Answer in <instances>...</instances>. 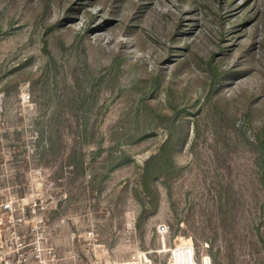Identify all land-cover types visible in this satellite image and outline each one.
I'll return each mask as SVG.
<instances>
[{
    "label": "rangeland",
    "instance_id": "obj_1",
    "mask_svg": "<svg viewBox=\"0 0 264 264\" xmlns=\"http://www.w3.org/2000/svg\"><path fill=\"white\" fill-rule=\"evenodd\" d=\"M0 200L56 264H264V0H0Z\"/></svg>",
    "mask_w": 264,
    "mask_h": 264
},
{
    "label": "built area",
    "instance_id": "obj_2",
    "mask_svg": "<svg viewBox=\"0 0 264 264\" xmlns=\"http://www.w3.org/2000/svg\"><path fill=\"white\" fill-rule=\"evenodd\" d=\"M14 204L11 200H0V264H56V249L40 230L41 221L32 223L35 234L29 243L25 242L23 238L26 235L20 231L19 227L22 225L23 217L28 211L35 213V207L27 204L15 206ZM156 229L159 233L166 232L167 225L160 223ZM190 247L189 245L184 247L185 258L177 260L176 264H197L194 260V252L192 253L193 262L186 255Z\"/></svg>",
    "mask_w": 264,
    "mask_h": 264
},
{
    "label": "bare ground",
    "instance_id": "obj_3",
    "mask_svg": "<svg viewBox=\"0 0 264 264\" xmlns=\"http://www.w3.org/2000/svg\"><path fill=\"white\" fill-rule=\"evenodd\" d=\"M193 251H192V249H191V247H190V249H189V254L190 255H192V258H193ZM148 264H152V262L150 261V260H148Z\"/></svg>",
    "mask_w": 264,
    "mask_h": 264
}]
</instances>
